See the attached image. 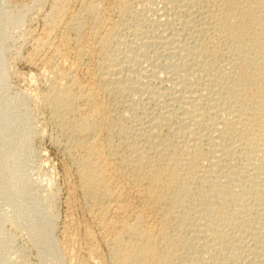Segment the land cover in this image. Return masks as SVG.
Masks as SVG:
<instances>
[{"label":"bare ground","instance_id":"6f19581e","mask_svg":"<svg viewBox=\"0 0 264 264\" xmlns=\"http://www.w3.org/2000/svg\"><path fill=\"white\" fill-rule=\"evenodd\" d=\"M21 14L0 18L21 31ZM31 40L40 106L70 196L101 235L100 264H264V0H51ZM26 97L7 107L28 145ZM50 196L28 237L71 263L51 238Z\"/></svg>","mask_w":264,"mask_h":264},{"label":"rangeland","instance_id":"374dc122","mask_svg":"<svg viewBox=\"0 0 264 264\" xmlns=\"http://www.w3.org/2000/svg\"><path fill=\"white\" fill-rule=\"evenodd\" d=\"M35 1L38 2L39 0H0V15L13 9L16 13H22L21 17L26 14L24 16L25 18L23 17L24 19L22 18L21 20L23 23L21 31L14 29L15 27L12 25L13 21H17L18 18L13 21H5L2 20L3 18H0V40L5 39V36H7L6 40H3L6 44L4 42L5 45L2 44L0 48V151H2L0 153V163L2 164H0V166H2L0 167V264H55V257L51 246L49 245L48 247L47 242L43 239H41V241L43 240L42 242H40L39 239V243L38 240L33 242L32 238L30 239L31 234L28 232L29 226L27 227V225L33 222L30 221L32 219L30 216L34 217L32 220H37V218H39L40 211L38 212L37 210L40 208L37 206L45 203L46 199L51 197L50 195L53 196V200L51 199L50 201L52 207L50 212L55 216L54 228L51 233L52 241L54 239L53 242H56V244L58 243V246L63 245L64 247H62L64 250L70 253L72 257L71 260L74 261V263L73 261L69 263L66 259L65 264H98L100 260L102 262L104 261L103 258L106 260L107 256L106 250L101 243V235L99 236L100 233L88 220L86 213L79 202H77L76 198L70 196L74 183L73 180L68 177L67 178L70 180L65 179L66 177L63 171L67 159L54 145V140L58 137V132L52 128L48 119L49 116L42 111V106H40L41 102L39 95L44 92L43 90L46 88V83H43V80L37 77V72L34 71L27 62V58L32 53L33 48L31 38L32 36L41 34L43 30V16L48 14L50 10L51 0H43V2L41 0V2H38L41 6ZM3 32H6L4 33L5 35ZM3 35L4 37L2 38L1 36ZM1 41L0 46L3 42ZM3 68L5 73L3 72ZM2 78L6 79L2 80ZM23 95L24 97L27 96V105L30 108H28V111H31L30 113L33 117L32 123L34 122L32 125L35 138L33 137L32 142H29L28 145L24 143L23 130L21 131L22 128L24 129L22 124L23 117H20L22 115L14 116L13 113L15 114V109L12 107H10V109L12 108L10 113L8 111V107L12 105V101L17 96L23 97ZM8 119H14L15 121H13L14 123L12 121H6ZM17 129H19V131ZM7 132L9 133L7 134ZM19 138L21 140H19ZM18 140L20 142L23 141V145L20 142L18 144ZM20 144L22 147H20ZM7 147H9L10 150ZM17 150L18 154L15 153ZM13 154L17 155L14 156ZM14 165L16 166L14 167ZM11 170L13 172L16 170L19 171L21 179L27 184V188L25 187L27 190L24 189L25 191L19 192L21 195H19L18 192L14 194L11 187L9 188L15 176ZM4 174L6 175L4 176ZM7 176L9 179H7ZM10 180L12 182H10ZM5 188H7V190ZM6 219L10 220L6 223ZM37 221H40V218ZM9 222H11V224ZM40 222L36 223V225H39ZM97 257L101 259L97 261Z\"/></svg>","mask_w":264,"mask_h":264}]
</instances>
